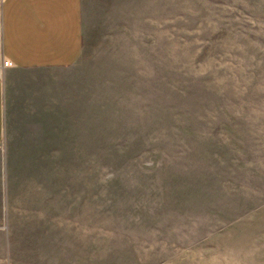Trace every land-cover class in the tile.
<instances>
[{"label":"rangeland","instance_id":"obj_1","mask_svg":"<svg viewBox=\"0 0 264 264\" xmlns=\"http://www.w3.org/2000/svg\"><path fill=\"white\" fill-rule=\"evenodd\" d=\"M167 5L67 69L62 124L10 118L0 264H264V0Z\"/></svg>","mask_w":264,"mask_h":264},{"label":"crops","instance_id":"obj_2","mask_svg":"<svg viewBox=\"0 0 264 264\" xmlns=\"http://www.w3.org/2000/svg\"><path fill=\"white\" fill-rule=\"evenodd\" d=\"M170 1L0 0V208H13L12 167L19 164L7 144L12 118L26 107L36 124H62L67 69L89 46L163 37Z\"/></svg>","mask_w":264,"mask_h":264}]
</instances>
